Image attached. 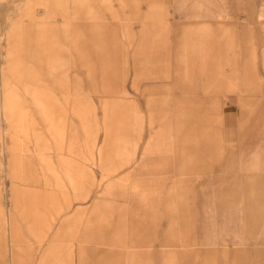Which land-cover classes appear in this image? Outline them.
I'll return each instance as SVG.
<instances>
[{"label": "rangeland", "instance_id": "374dc122", "mask_svg": "<svg viewBox=\"0 0 264 264\" xmlns=\"http://www.w3.org/2000/svg\"><path fill=\"white\" fill-rule=\"evenodd\" d=\"M15 152L63 182L16 264H264V0H0V264Z\"/></svg>", "mask_w": 264, "mask_h": 264}, {"label": "crops", "instance_id": "0c3cea01", "mask_svg": "<svg viewBox=\"0 0 264 264\" xmlns=\"http://www.w3.org/2000/svg\"><path fill=\"white\" fill-rule=\"evenodd\" d=\"M59 141L64 140L63 128L59 130ZM26 152V150H25ZM12 161L9 164L12 170L13 177L18 181L12 192V207L9 208V234L11 241L10 264H16V256L20 248V239L18 235V214L25 213L31 217L29 229L32 234L38 238V244L43 246V242L55 227L56 222L60 219L62 208L60 205L59 195L63 193V182L61 172L57 169L55 161L50 158L49 154L46 157V163H43L48 173L53 178V183L46 181V185H53V190L48 192L38 186H41L39 179H29L24 172L27 170L22 157L25 153H13ZM58 160L62 165V151L56 152ZM43 166V167H44ZM25 167V168H24ZM46 175V174H45ZM36 183L34 187L33 184ZM38 184V185H37ZM57 234H55L54 238ZM70 239L73 240V237ZM55 239L49 241L50 248L43 254L41 264H74L73 251L69 250L68 257L62 255L58 249L59 244L54 243Z\"/></svg>", "mask_w": 264, "mask_h": 264}]
</instances>
